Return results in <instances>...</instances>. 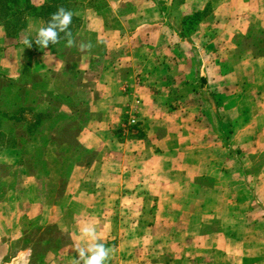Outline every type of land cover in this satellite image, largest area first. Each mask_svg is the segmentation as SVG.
I'll list each match as a JSON object with an SVG mask.
<instances>
[{"label": "crops", "instance_id": "0c3cea01", "mask_svg": "<svg viewBox=\"0 0 264 264\" xmlns=\"http://www.w3.org/2000/svg\"><path fill=\"white\" fill-rule=\"evenodd\" d=\"M75 10L91 47L77 46L74 67L58 43H35L43 18L28 16L15 37L0 27L1 79L78 72L73 96L91 114L78 141L93 155L58 196L61 156L27 172L18 148L1 149L0 180L16 172L0 185V264H74L85 222L111 249L107 264L154 253L157 264H264V60L253 45L238 55L264 29V0H84ZM203 12L184 34V18ZM128 113L138 129L122 140Z\"/></svg>", "mask_w": 264, "mask_h": 264}, {"label": "trees", "instance_id": "16d2710c", "mask_svg": "<svg viewBox=\"0 0 264 264\" xmlns=\"http://www.w3.org/2000/svg\"><path fill=\"white\" fill-rule=\"evenodd\" d=\"M82 1L84 0H45L41 6L36 7L32 0H0V27L7 36L15 37L24 27L28 16L41 17L48 25L52 14L59 8L72 11L69 30L74 46H66L64 33H60L58 45L74 67V57L81 54L77 46L80 48L84 44L86 36V33L78 30L79 18L75 10ZM205 13L185 17L182 24L184 34L196 29L198 23L205 19ZM251 37L253 40H250ZM251 45L254 46L251 55L264 60V29L253 28L249 31L239 45L240 59L247 54ZM67 69L65 75L59 74L51 78L41 75L25 76L17 84L0 78V151L3 148H18L20 164L27 172L34 171L38 164L43 163L54 152L62 157V174L66 176L75 167L88 168L91 164L93 155L81 148L78 141L79 133L91 119V114L88 108L78 106L73 96L79 79L78 72L73 68ZM63 106L72 107V115L61 113ZM16 131L24 132L27 136L17 140L13 136Z\"/></svg>", "mask_w": 264, "mask_h": 264}, {"label": "clouds", "instance_id": "9594fccd", "mask_svg": "<svg viewBox=\"0 0 264 264\" xmlns=\"http://www.w3.org/2000/svg\"><path fill=\"white\" fill-rule=\"evenodd\" d=\"M73 12L63 7L59 8L56 13L52 14L47 25L33 26L36 33L35 43L40 47L47 48L49 43H59L60 33H64L66 46H74L72 33L69 25L72 22ZM58 22V23H57ZM28 48L32 47V42L25 38L23 41ZM91 45H80V50L90 48ZM81 242L75 243L71 249L75 253L74 264H107L110 258L111 249L104 243L100 242L96 226L92 223L85 222L79 229Z\"/></svg>", "mask_w": 264, "mask_h": 264}, {"label": "rangeland", "instance_id": "374dc122", "mask_svg": "<svg viewBox=\"0 0 264 264\" xmlns=\"http://www.w3.org/2000/svg\"><path fill=\"white\" fill-rule=\"evenodd\" d=\"M25 136H26V133H25ZM57 155H59V154H57ZM45 161H46V159H45ZM41 164H38L37 167L39 165H41ZM14 170L15 169H9L8 170V172L5 174L6 176L3 179L0 180V185L3 184V180L4 179H5V181H7V183L8 182H11L13 180L14 175H15V171H16V170L15 171ZM62 170H63V166H62ZM62 170H61V173L58 176H54L53 177V179H56V181H57V183L59 185V191H58L59 193H58V196H60L64 192V188H65V185H66L65 183L67 182V179L69 177V176H66L65 174H62ZM29 172H32V171H29ZM46 237H48L47 232L46 233H43L42 236L40 237V239H43V238H46ZM152 257H153V259H151ZM161 261H162L161 256H159V255H157V254L154 253V255H152L151 257L149 256L148 259L145 258L143 264H146V263L157 264V263H160Z\"/></svg>", "mask_w": 264, "mask_h": 264}, {"label": "built area", "instance_id": "2783aa9c", "mask_svg": "<svg viewBox=\"0 0 264 264\" xmlns=\"http://www.w3.org/2000/svg\"><path fill=\"white\" fill-rule=\"evenodd\" d=\"M126 118L121 124L120 128L117 130V133L121 139H126L130 136L136 129H138V121L132 114H127Z\"/></svg>", "mask_w": 264, "mask_h": 264}]
</instances>
